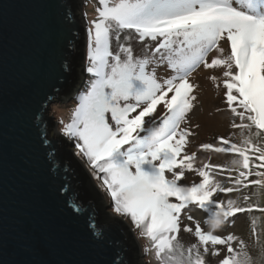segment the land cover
<instances>
[{"label":"snow or ice","instance_id":"1","mask_svg":"<svg viewBox=\"0 0 264 264\" xmlns=\"http://www.w3.org/2000/svg\"><path fill=\"white\" fill-rule=\"evenodd\" d=\"M97 3L86 29L88 90L71 121H60L61 131L75 140V154L102 183L113 211L150 241L144 252L157 264H253L249 243L226 227L247 214L250 238L260 243L253 213L264 216V0ZM161 65L172 72L158 77ZM201 68L220 73L206 78L218 91L222 85L230 127L241 139L218 136L199 149L231 154L226 164H198L189 151L195 133L186 121L199 88L190 77ZM221 193L235 198L221 200ZM197 210L209 218L207 230ZM181 231L193 241L185 245Z\"/></svg>","mask_w":264,"mask_h":264},{"label":"water","instance_id":"2","mask_svg":"<svg viewBox=\"0 0 264 264\" xmlns=\"http://www.w3.org/2000/svg\"><path fill=\"white\" fill-rule=\"evenodd\" d=\"M83 3L0 0V264H145L48 115L86 78Z\"/></svg>","mask_w":264,"mask_h":264},{"label":"rangeland","instance_id":"3","mask_svg":"<svg viewBox=\"0 0 264 264\" xmlns=\"http://www.w3.org/2000/svg\"><path fill=\"white\" fill-rule=\"evenodd\" d=\"M85 1L86 3H83L82 11H84V14L86 13L85 15L87 21L86 25L88 27L89 21L95 18V8L98 6V3L97 0H85ZM132 43L134 45L135 50L139 52L141 47L140 42L133 41ZM149 43L152 42L149 41ZM113 47H115V45H113ZM87 66H88V61H87ZM165 68L166 65H161L160 67L157 68L158 77H165L168 73L172 72L171 69H167L166 72ZM207 71L209 72L207 74H204ZM208 75H220V73H218L216 70H206L201 68L198 69L197 72L193 73L192 76L196 78L190 77V80H195V82L198 83L200 89L198 93L201 94L202 100L201 103H199V101L197 100V102L195 103L194 111L188 114V118L190 119L195 118L196 120H198V125H199V129H198L199 131L195 138V142L192 144V147L189 150L197 152L198 164L201 162H209L212 164H226L233 159V156L231 154H222V153L210 154L207 152H203L199 149V145L201 143H215L214 137H218V136L231 135L234 142H239L241 139L239 130L230 127V123L228 120L229 113L223 102L222 85H221V89L218 91L214 83L206 78ZM89 82H90V74L87 73L86 78L84 80L85 84L83 83L84 85L77 91L78 93L76 95L66 100L65 102L57 101L50 106L48 110V115H52L55 121L57 120L58 122V127L56 129L54 128L56 132L58 130L62 132L61 129L63 127V124H61L60 121H63L65 124L71 121L72 112L80 103L79 96L88 90ZM217 108L221 109V111L219 112L216 111ZM70 142L73 143V146L75 145L74 139H70ZM82 161L89 169L91 175L94 177V180L96 181L97 186L103 193L108 203L107 210H109L112 215H118L113 211V204L111 201V197L106 192L104 186L92 174V169L88 166L86 160L83 159ZM191 179L195 180L196 182H199L200 177L196 176L195 174H191ZM217 179H221V177L218 176ZM181 183H187V181H181ZM230 196L231 198H235V194L221 193L219 194V199L226 201L228 198H230ZM170 199L174 200V198H170ZM259 200L261 203H264V195H261L259 197ZM195 215H196V219L200 221L201 227L207 230V228L209 227V225L205 223V221L209 219L207 215L200 212L199 210H197ZM253 215L258 217V229L260 230L259 244L254 243L253 239L250 238L249 217L247 214H239V218L236 219L235 225L226 227V232H234L236 235L245 238L246 241L249 243L251 255L253 257V264H264V216H261V214L259 213H253ZM127 221L130 224L128 219ZM183 223L194 227V224H192V222L187 221L186 219L183 221ZM130 226L132 227L135 236L140 244V248L145 264H157V261L154 257V253L144 252L145 247H150V241H148L144 237H140L138 230L135 229L131 224ZM180 239L182 242L185 243V245H187V243L193 241L194 238L190 233L181 231Z\"/></svg>","mask_w":264,"mask_h":264},{"label":"bare ground","instance_id":"4","mask_svg":"<svg viewBox=\"0 0 264 264\" xmlns=\"http://www.w3.org/2000/svg\"><path fill=\"white\" fill-rule=\"evenodd\" d=\"M198 71V70H197ZM209 71H207L206 73H204V74H207ZM195 75H197V74H195ZM194 75V76H195ZM194 76H192V78H196V77H194ZM197 83V82H196ZM198 84V83H197ZM200 89L198 88V90H197V95H198V101H199V103H201V100H202V96H201V94H199L198 93V91H199ZM186 124H187V126L188 127H190L191 128V130L195 133V136H193V137H191L190 139H191V144H190V147H189V149L192 147V144L195 142V138H196V136H197V134H198V129H199V127L197 128V127H195L196 125H198V120H196L195 118H193V119H190V118H187V121H186ZM185 125L184 124H182L181 125V127H184ZM190 151V150H189Z\"/></svg>","mask_w":264,"mask_h":264},{"label":"clouds","instance_id":"5","mask_svg":"<svg viewBox=\"0 0 264 264\" xmlns=\"http://www.w3.org/2000/svg\"><path fill=\"white\" fill-rule=\"evenodd\" d=\"M59 102H61V101H59ZM58 127V122H57V120H56V124H55V129ZM57 132H59V133H61V134H63V132H60L59 130L57 131ZM64 135V134H63ZM67 137V136H66ZM68 138V137H67ZM69 139V138H68ZM69 141H70V139H69ZM73 150H74V152L76 153V150H75V148H74V146H73V143H72V147H71ZM80 158V157H79ZM81 159V158H80ZM83 159H81V161H82ZM83 162V161H82ZM84 163V162H83ZM84 165H85V163H84ZM86 166V165H85ZM86 168H87V166H86ZM88 169V168H87ZM89 170V169H88ZM90 172V171H89ZM91 174V173H90ZM94 178V177H93ZM118 216H120V215H118ZM121 217V216H120ZM124 220H126L127 221V219H125L124 217H122ZM128 222V221H127Z\"/></svg>","mask_w":264,"mask_h":264}]
</instances>
